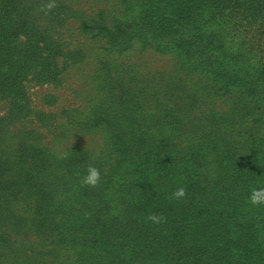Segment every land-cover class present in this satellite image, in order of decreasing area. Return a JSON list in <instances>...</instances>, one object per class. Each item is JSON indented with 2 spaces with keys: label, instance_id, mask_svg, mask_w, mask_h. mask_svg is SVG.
<instances>
[{
  "label": "trees",
  "instance_id": "16d2710c",
  "mask_svg": "<svg viewBox=\"0 0 264 264\" xmlns=\"http://www.w3.org/2000/svg\"><path fill=\"white\" fill-rule=\"evenodd\" d=\"M129 7L112 26L84 17L108 75L87 114L69 118L103 135L99 153L58 154L40 130L59 136L50 113L0 117V264H264V205L249 200L264 187V0ZM149 49L175 52L185 73L149 74L133 60ZM89 166L95 185L82 183Z\"/></svg>",
  "mask_w": 264,
  "mask_h": 264
},
{
  "label": "rangeland",
  "instance_id": "374dc122",
  "mask_svg": "<svg viewBox=\"0 0 264 264\" xmlns=\"http://www.w3.org/2000/svg\"><path fill=\"white\" fill-rule=\"evenodd\" d=\"M130 1L133 0H0V117L23 123L39 117V110L50 113L59 126V136L52 138L46 129L40 130L47 135L46 140L52 139L51 146L58 154L74 146L99 153L106 145L103 135L78 130L69 118L87 114L91 103L98 101L108 75L104 41L100 44L93 40L84 17L97 19L104 14L110 26L121 23L133 13ZM49 3L53 4L51 9L47 7ZM142 9L143 13L155 10L150 5ZM130 24L135 25L134 21ZM182 38L193 42L198 36L180 35ZM133 60L149 74L166 70L179 78L180 73H185L173 51H137ZM189 79L196 85L198 80H204L198 74ZM212 107L217 112L226 106L219 99ZM130 254L138 256L140 249H132ZM166 264L179 262L170 258Z\"/></svg>",
  "mask_w": 264,
  "mask_h": 264
},
{
  "label": "clouds",
  "instance_id": "9594fccd",
  "mask_svg": "<svg viewBox=\"0 0 264 264\" xmlns=\"http://www.w3.org/2000/svg\"><path fill=\"white\" fill-rule=\"evenodd\" d=\"M49 9L53 7L52 3H49L47 6ZM100 180V171L94 166H89L87 169V174L83 177L82 183L88 185H95ZM185 195V189L179 187L173 193V196L176 198L183 197ZM249 200L253 205H264V187H255L251 190ZM153 220L156 217H152Z\"/></svg>",
  "mask_w": 264,
  "mask_h": 264
}]
</instances>
